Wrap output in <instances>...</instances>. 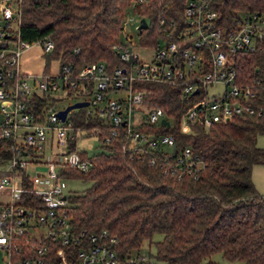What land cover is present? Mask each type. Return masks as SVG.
Listing matches in <instances>:
<instances>
[{"label": "built area", "instance_id": "obj_1", "mask_svg": "<svg viewBox=\"0 0 264 264\" xmlns=\"http://www.w3.org/2000/svg\"><path fill=\"white\" fill-rule=\"evenodd\" d=\"M212 2L186 0L180 23L171 20L166 24L160 18L163 27L157 43L149 45V61L139 52L145 44L120 41L113 47L122 65L110 71L102 61L76 68L57 60L55 72L33 74L22 71L21 53L36 42L51 53L54 42L45 37L24 40L20 35L22 0H0V141L8 143L9 152L8 161L2 163L7 165L6 172L0 176V193L8 197L0 202V248L5 251L6 264H141L134 257L121 263L114 249L117 240L106 230L94 233L72 226L60 168L88 170L91 162L83 157L86 150L79 141L97 135L100 126H92L88 133L86 126L73 124L69 111L61 120L57 111L65 107L58 105L63 95H85L78 101L88 100L83 106L86 115L103 118L107 125L103 142L122 139L123 153H149L151 164L154 150L163 145L175 147L171 134L142 128L161 118L169 121L166 125L172 124L164 106L154 99V86L174 89L185 102L187 108L179 117L184 132L195 122L207 129L242 113L256 114L264 125V82L257 76L243 80L236 68L240 53L262 50L264 12L242 13L227 27L218 23ZM115 91L120 94L112 97ZM48 130L54 131V141L44 154ZM29 163L45 164L46 173L31 174ZM200 165L189 147H184L174 168L181 175L195 172ZM22 171L29 185H24ZM25 192L37 198L33 206L24 205ZM48 244L61 247L50 255Z\"/></svg>", "mask_w": 264, "mask_h": 264}, {"label": "trees", "instance_id": "obj_2", "mask_svg": "<svg viewBox=\"0 0 264 264\" xmlns=\"http://www.w3.org/2000/svg\"><path fill=\"white\" fill-rule=\"evenodd\" d=\"M185 4L186 0H22L20 35L30 42L52 39L51 52L59 63L79 68L85 62L102 61L110 71L122 65L113 45L121 40L130 9L148 23L138 29V44L152 46L163 27L159 19L180 23ZM211 5L219 14L218 23L227 27L242 13L264 12V0H213ZM236 68L243 80L257 76L264 82V41L261 51L240 53ZM154 90L155 101L164 106L172 124L142 128L171 134L175 147L154 150L152 164L149 153H123L122 139L104 143L101 136L107 125L103 118L86 115V107L69 111L73 124L86 126L88 133L92 126H100V148L83 153L91 162L88 170L60 168L63 179L89 184L66 195L73 228L106 230L117 240L114 249L121 263L134 257L141 264H218L211 255L219 252L230 261L264 264V195L252 179L253 167L264 165V148L257 145V136L264 133L262 119L242 113L207 129L195 122L184 132L179 117L187 108L185 102L165 85ZM7 147L0 141L1 163L9 159ZM184 147L201 165L179 175L175 166ZM22 176L24 185H29L25 171ZM22 199L24 205L37 201L28 192ZM145 243L153 245L155 253L142 261L139 249ZM48 245L50 255L61 247Z\"/></svg>", "mask_w": 264, "mask_h": 264}, {"label": "rangeland", "instance_id": "obj_3", "mask_svg": "<svg viewBox=\"0 0 264 264\" xmlns=\"http://www.w3.org/2000/svg\"><path fill=\"white\" fill-rule=\"evenodd\" d=\"M126 21L123 24V28H125V32L122 31L121 33V40L120 41H129L131 40L134 44L139 42V32H138V25L140 23V17L133 12L132 9H130L126 15ZM128 37V38H127ZM147 47L142 48L139 50L140 55L145 61H149V59L152 57V48L151 46L145 44ZM20 65L21 69L23 72H28V73H52L55 72L58 68V62L57 58L51 53H45L43 49H41V44L40 43H35L31 45L29 48L25 49L20 56ZM120 94L119 91L112 92L111 96L112 97H117ZM85 95L83 96H78V95H72V96H65L63 95V99L59 101V106H66L69 103L78 101V99H83ZM47 138H46V144L43 150L44 154H48L50 151V145L53 143V137H54V131L53 130H48L47 131ZM80 146L85 148L87 153H92L97 151L100 143V139H98L97 135H87L81 138ZM257 145L261 148H264V133H259L257 136ZM40 152V151H39ZM39 152H34V154H39ZM260 165H256L255 167L257 168L255 171V177H257V170L259 168H264V167H259ZM263 166V165H262ZM254 167V168H255ZM7 165L0 163V176L4 175L6 172ZM28 171L35 175L39 173H46V165L45 164H39V166L32 165L31 163L28 164L27 166ZM61 184L64 187V191L66 194L69 193V190H84L89 184L87 181L83 182L79 179H61ZM7 195L5 193H0V202H4L7 199ZM154 239L158 240V236L154 235ZM150 254L155 253V248L154 246L148 245V243H145L140 249H139V254L141 255L142 258L145 260H148L147 257H149ZM212 259L214 261H217L218 264H243L241 260L238 261H230L223 256L219 252L214 253L211 255ZM5 251L0 248V264H6L5 260Z\"/></svg>", "mask_w": 264, "mask_h": 264}, {"label": "water", "instance_id": "obj_4", "mask_svg": "<svg viewBox=\"0 0 264 264\" xmlns=\"http://www.w3.org/2000/svg\"><path fill=\"white\" fill-rule=\"evenodd\" d=\"M147 26H148L147 20L144 17H141L140 23H139L137 29L140 30L141 28H147ZM197 91L198 90H195V92H197ZM87 104H88V100L75 101V102L69 103L63 109L58 110L57 114L61 120H64L68 111H70L72 109H76V108H82L83 106H86ZM160 121L164 124L169 123V121H167L165 118H161Z\"/></svg>", "mask_w": 264, "mask_h": 264}, {"label": "crops", "instance_id": "obj_5", "mask_svg": "<svg viewBox=\"0 0 264 264\" xmlns=\"http://www.w3.org/2000/svg\"><path fill=\"white\" fill-rule=\"evenodd\" d=\"M254 167L252 170V179L259 193L264 195V168H259L257 170V177H255V171L257 168L256 167L254 168ZM259 167H264V165L263 166L260 165Z\"/></svg>", "mask_w": 264, "mask_h": 264}]
</instances>
